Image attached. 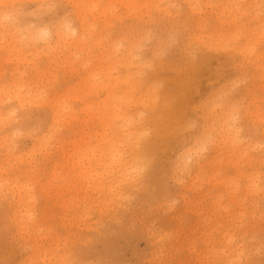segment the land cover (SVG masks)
Returning <instances> with one entry per match:
<instances>
[{"label": "rangeland", "instance_id": "obj_1", "mask_svg": "<svg viewBox=\"0 0 264 264\" xmlns=\"http://www.w3.org/2000/svg\"><path fill=\"white\" fill-rule=\"evenodd\" d=\"M261 4H0V264H264Z\"/></svg>", "mask_w": 264, "mask_h": 264}, {"label": "bare ground", "instance_id": "obj_2", "mask_svg": "<svg viewBox=\"0 0 264 264\" xmlns=\"http://www.w3.org/2000/svg\"><path fill=\"white\" fill-rule=\"evenodd\" d=\"M6 1L7 0H0V4H2V5H5L6 4ZM9 2H10V0H8ZM72 1V0H71ZM191 3V2H190ZM234 3H236V2H234ZM238 3L239 2H237L236 3V5H238ZM44 4H45V2H44ZM131 5H133L134 4V2L132 1L131 3H130ZM192 4V3H191ZM1 5V6H2ZM192 5H194V4H192ZM93 7V11H95V10H98V5L96 4V3H94V5L92 6ZM3 10V9H2ZM105 11H106V8L104 9ZM1 11V10H0ZM9 10H7V9H5L3 12L1 11L0 12V16L2 17V19L0 20L1 22H2V24H3V26L5 27L6 26V23L10 20L8 17H12L13 18V14L11 15H9V12H8ZM11 11V10H10ZM12 11H15V10H12ZM230 12H232V11H234L233 9L232 10H229ZM16 12V11H15ZM99 12V11H98ZM100 12H103V8L101 7V10H100ZM104 13V12H103ZM15 16H16V14H15ZM81 17V16H80ZM79 17V18H80ZM14 18H17V17H14ZM83 18H85L84 16H83ZM11 20H13V19H11ZM79 20H81V19H79ZM13 21H15V20H13ZM61 21V20H60ZM1 22H0V24H1ZM10 22V21H9ZM8 22V23H9ZM80 22V21H79ZM11 23V22H10ZM2 26V25H1ZM3 27V28H4ZM49 27V26H48ZM48 27H43V28H39V29H37L36 31H32V33H33V35H30V34H32L31 32H30V34H29V38H31V36H32V38L30 39V40H32V39H34V41L36 40V41H44V43H46V46L49 48V47H52V46H54V44H59V43H61V41H63V40H66V41H70L69 43H72V42H74V43H76L75 42V33L77 32L78 33V29H79V31H80V33L79 34H81V35H79L80 37L83 35V34H85V32H86V24H85V22H84V20H82L81 21V24H80V27H78V29L75 27V26H73V27H71L70 25H69V23L66 21V20H62L61 22H59L58 24H56V26H53V28H48ZM8 29V28H7ZM9 30V29H8ZM7 31V30H6ZM5 32V31H4ZM76 33V34H77ZM77 36V35H76ZM77 38H79V37H77ZM29 40V41H30ZM80 42V41H79ZM38 43H40V42H38ZM39 46V45H38ZM34 47V46H33ZM45 49V48H44ZM43 49V50H44ZM58 48H56V50H57ZM53 50V49H52ZM35 51H37V50H35ZM55 52V51H54ZM130 53H131V51H129ZM36 54H37V52H35ZM39 53V52H38ZM56 53V52H55ZM18 87H20V86H18ZM17 87V88H18ZM2 89H4L3 87H2ZM15 90H18V89H15ZM4 91V90H3ZM13 93H14V91H13ZM16 94L14 95V99H16L20 104H23V100H22V94L20 93V92H18V91H16L15 92ZM5 94V93H4ZM8 96H10V95H8ZM11 97H13V96H11ZM7 98V97H6ZM3 99V98H2ZM3 100H5V99H3ZM1 101V100H0ZM1 102H3V101H1ZM12 111H14V110H12V109H10V110H7L6 111V114L7 115H9L8 117H11L10 115H11V112ZM2 116L0 115V119H2L1 118ZM5 117V116H4ZM5 120V119H4ZM3 120V121H4ZM0 121H2V120H0ZM127 123V122H126ZM128 127V130L129 131H127V134L128 135H131L132 133H134V132H136V130H137V128H138V124H136V123H131V124H128V126H126V128ZM126 128H125V130H126ZM118 132H116V136H118ZM126 134V135H127ZM130 138V137H129ZM129 141V140H128ZM131 148H132V150H133V148H134V146L132 145L131 146ZM115 150V149H114ZM117 150V149H116ZM125 164H126V162L124 161V158L122 157V154L119 152V151H116V152H113V167L114 168H117L118 170H122V168L124 169V167H125ZM135 169V168H134ZM126 170V168L124 169V171ZM128 170V169H127ZM126 170V172H128ZM132 171L133 170V166H129V171ZM130 171V172H131ZM126 172H122L121 173V175L122 176H124L125 175V173ZM129 172V173H130ZM134 174H135V172H133ZM128 175H130V174H127V176ZM126 176V177H127ZM125 177V178H126ZM128 178V177H127ZM130 178V177H129ZM2 183V182H1ZM103 183V182H102ZM100 184V187H104V184ZM101 189H103V188H101ZM17 190V202L19 203H22L21 201L23 200V197H25L24 196V192H23V189L22 188H17L16 189ZM112 190H114L113 188H112ZM15 200V201H16ZM17 202H15V204L17 203ZM24 209H20V210H18L17 212L19 213H21L22 211H23ZM18 213H16V215H15V217L17 218L18 217ZM21 216L23 217V215H22V213H21ZM22 220V219H21ZM23 222L24 221H21L20 222V224H19V227H20V229H22L23 227H25L24 225H23ZM63 264H68V262H67V260H66V258H63ZM70 264V263H69Z\"/></svg>", "mask_w": 264, "mask_h": 264}, {"label": "snow or ice", "instance_id": "obj_3", "mask_svg": "<svg viewBox=\"0 0 264 264\" xmlns=\"http://www.w3.org/2000/svg\"><path fill=\"white\" fill-rule=\"evenodd\" d=\"M6 7H15V6L12 5V6H6ZM48 7L51 10H53L54 12H58L59 9L61 8V6L57 5V4L48 5ZM261 8L264 9V0H262ZM262 19H264V13H262ZM71 264H80V262L79 261H71ZM95 264H112V262L111 261L99 260V261L95 262ZM241 264H244V262H241Z\"/></svg>", "mask_w": 264, "mask_h": 264}]
</instances>
